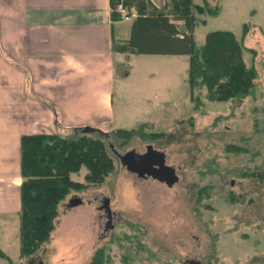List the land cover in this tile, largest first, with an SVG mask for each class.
Segmentation results:
<instances>
[{
    "label": "rangeland",
    "instance_id": "obj_1",
    "mask_svg": "<svg viewBox=\"0 0 264 264\" xmlns=\"http://www.w3.org/2000/svg\"><path fill=\"white\" fill-rule=\"evenodd\" d=\"M204 1L218 11L199 15L205 20L193 29L196 43L208 31H232L244 45L243 61L258 70L252 91L236 104L209 100L201 88L198 111L189 97L185 54L137 53L126 63L123 55L115 58L112 119L92 132L110 138L119 153L144 150L148 142L161 148L177 181L143 171L137 176L114 157V170L100 185L67 196L50 240L35 256L20 253L18 214L0 216V264H84L100 247L108 255L102 264H264V0H194ZM141 122L167 135L151 141L135 136L124 144L110 137L112 129ZM85 172L81 167L70 177L83 181ZM201 187L208 194L197 202ZM227 190L252 202L231 203ZM72 195L81 202L67 207ZM102 198L113 212L108 226L97 209Z\"/></svg>",
    "mask_w": 264,
    "mask_h": 264
},
{
    "label": "trees",
    "instance_id": "obj_2",
    "mask_svg": "<svg viewBox=\"0 0 264 264\" xmlns=\"http://www.w3.org/2000/svg\"><path fill=\"white\" fill-rule=\"evenodd\" d=\"M110 17L120 19L118 10L132 7L136 16L131 20L130 35L127 39L113 41L115 52L123 55V62L130 55L185 54L187 57V83L193 107L200 111L203 102L196 91L205 89L209 100L228 101L238 104L248 95L258 77L255 65H246L242 59L244 45L230 30L215 29L204 35L197 44L193 29L204 22L199 15L216 14L218 6L194 0H109ZM246 29H244L245 34ZM245 49H248L245 47ZM251 54L254 49H248ZM71 134L62 132L34 133L21 135L20 147V253L30 258L41 250L51 237L58 219L59 208L71 192L83 191L100 185L114 170L115 145L110 138L94 132H84L81 127H71ZM164 131L141 122L136 127L110 130V137L126 143L132 137L156 140L165 137ZM148 142V141H147ZM86 168L83 181L70 177ZM259 172V171H258ZM245 176L252 172L244 171ZM257 176L262 179V173ZM206 188L196 191L200 202ZM208 194L205 192V195ZM231 203H242V194L226 191ZM2 254V252H0ZM108 255L102 247L94 250L90 260L84 264H102ZM257 260V255L249 263ZM25 264H34L28 259Z\"/></svg>",
    "mask_w": 264,
    "mask_h": 264
},
{
    "label": "crops",
    "instance_id": "obj_3",
    "mask_svg": "<svg viewBox=\"0 0 264 264\" xmlns=\"http://www.w3.org/2000/svg\"><path fill=\"white\" fill-rule=\"evenodd\" d=\"M131 20L109 0H0V216L20 208L21 135L112 119L113 41Z\"/></svg>",
    "mask_w": 264,
    "mask_h": 264
},
{
    "label": "flooded vegetation",
    "instance_id": "obj_4",
    "mask_svg": "<svg viewBox=\"0 0 264 264\" xmlns=\"http://www.w3.org/2000/svg\"><path fill=\"white\" fill-rule=\"evenodd\" d=\"M148 146H151L155 153L151 152L147 155V157L146 156L142 157L140 160L134 162L132 168H130L129 171L135 173V175L137 176L142 174L141 171H143L145 173L144 174L145 176L155 177L163 182H166V174L165 171L163 170V164L167 165V163L165 161V154L161 151V148H155L152 144L146 143L144 146V150L141 151H138L136 149H132V150H134V152L138 154H143ZM157 152L163 153L162 159L161 157H159V155H157L158 154ZM97 209L101 210L100 216L105 215V226L111 225L113 212L112 210H110L109 213L105 208L104 198L100 199V203L98 204Z\"/></svg>",
    "mask_w": 264,
    "mask_h": 264
},
{
    "label": "water",
    "instance_id": "obj_5",
    "mask_svg": "<svg viewBox=\"0 0 264 264\" xmlns=\"http://www.w3.org/2000/svg\"><path fill=\"white\" fill-rule=\"evenodd\" d=\"M82 130L84 132H90V131H93L94 128H92L90 126H84ZM151 152L155 153L154 150L152 149V147L148 146L146 148V151L143 154H138V153L133 152V151H128L124 154H118L117 153V156H118V158L122 164L126 165L127 168H132V165L134 164V162L140 160L142 157H145V156L147 157V155ZM157 153H158L157 155H159V157H161V159H162L163 153L162 152H157ZM163 170L165 171L166 181L168 182V184H171L172 182L177 180V177L174 173V168L172 166L163 164ZM80 202H81L80 197L73 196V197L68 199L66 206L72 207V206L79 204ZM105 206H106L107 211L109 212L107 199L105 200ZM190 264H199V263L195 260H190Z\"/></svg>",
    "mask_w": 264,
    "mask_h": 264
},
{
    "label": "built area",
    "instance_id": "obj_6",
    "mask_svg": "<svg viewBox=\"0 0 264 264\" xmlns=\"http://www.w3.org/2000/svg\"><path fill=\"white\" fill-rule=\"evenodd\" d=\"M122 15H125V10H121Z\"/></svg>",
    "mask_w": 264,
    "mask_h": 264
}]
</instances>
